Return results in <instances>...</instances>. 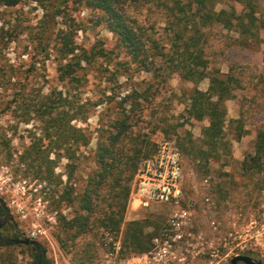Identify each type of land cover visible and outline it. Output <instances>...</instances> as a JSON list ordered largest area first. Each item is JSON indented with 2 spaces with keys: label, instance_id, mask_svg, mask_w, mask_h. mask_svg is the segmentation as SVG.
Returning a JSON list of instances; mask_svg holds the SVG:
<instances>
[{
  "label": "rangeland",
  "instance_id": "374dc122",
  "mask_svg": "<svg viewBox=\"0 0 264 264\" xmlns=\"http://www.w3.org/2000/svg\"><path fill=\"white\" fill-rule=\"evenodd\" d=\"M213 1L216 9L234 8L238 14L250 10V5L237 0ZM248 1L259 23L264 19V0ZM51 2H60V14L54 23H49L54 32L48 40L47 51H44L36 48L38 39L35 35L46 11L52 8ZM165 3L171 5L172 0H128L127 11L168 51L173 32ZM1 10L0 26L5 23L6 28L15 27L16 37L6 49L9 63L15 69L14 85L0 87V197L14 217L19 237L39 241L46 249L50 264H95L100 258L105 249L102 236L109 230L94 226L92 231L82 233L74 240L65 237L62 245L57 235L61 231L59 219L61 215L71 218L78 213V199L96 168L94 150L98 128L119 115L118 101L135 87L145 98L141 96L139 108L131 111L133 133L147 135L156 147L163 139L171 140L179 149L183 157L185 194L200 205L196 214L203 228L208 229L210 235L217 232L241 234L246 246L240 254L251 253L250 256L264 260V165L260 172L248 171L242 166L246 158L255 154L257 131L264 130L263 29H259L258 39H249L246 43L235 28L228 29L219 23L201 29L202 55L209 68L219 70L223 76L231 74L239 83L234 96L225 102L224 140L227 148L219 160L205 161L200 158L199 149L205 148L202 127L207 120L189 118L185 106L194 87L207 89V77L191 81L173 74L164 81L152 73L138 71L136 64L117 45L116 36L106 27L102 12L87 7L84 0H21L15 6ZM62 23L70 26L77 53L100 47L106 52L105 56L95 55L89 63L81 61V67L75 72L76 80L61 81L58 78L61 56L57 33L64 27ZM51 89L62 90L74 105H84L87 118L73 119L70 124L87 135V145L73 140L62 147L51 148L40 118L33 113L26 115L15 107L17 102L11 106L7 103L15 90H21L28 103L33 96L42 97ZM238 118H241L243 134L237 139L240 123L234 119ZM37 140L46 158L55 162L50 184L35 177L34 170L24 177L23 166L18 165L20 156ZM67 148L74 151L75 169L71 177H68ZM133 180L134 177L131 189ZM65 189L74 197L71 204L57 202ZM205 197H208V208L202 204ZM202 207L206 211H202ZM144 217L162 224L164 208L152 204L135 209L128 197L120 231L112 234L123 239L126 224ZM145 229L150 231L153 226ZM128 249L125 247V254L134 255ZM32 258V247L0 245V264H30Z\"/></svg>",
  "mask_w": 264,
  "mask_h": 264
},
{
  "label": "trees",
  "instance_id": "16d2710c",
  "mask_svg": "<svg viewBox=\"0 0 264 264\" xmlns=\"http://www.w3.org/2000/svg\"><path fill=\"white\" fill-rule=\"evenodd\" d=\"M20 1L0 0V12L3 11L1 8L13 7ZM84 1L87 7L102 12L101 18L106 27L116 36L117 45L136 64L138 71L152 73L164 81L173 74L191 81L208 78L206 90L198 87L192 89L185 110L189 118L207 120V124L202 127V143L205 148L199 149L200 158H204L205 161L219 160L223 150L227 148L224 140L227 116L225 102L234 96V89L239 86V83L231 74L223 76L219 70L209 68V63L207 64V60L202 55L201 29L219 23L228 29L235 28L244 43L249 39H258L259 29L264 30V19H260L257 23L251 3L248 0H237L250 5V10L242 14H238L234 8L216 9L213 0H172L171 5L165 3L168 23L173 32L171 46L168 51H165L164 46L147 34L144 27L128 13V0ZM50 4L52 8L46 11L35 35L38 39L36 48L44 51H47L48 40L54 32V30L51 31L49 23L52 21L54 23L60 14V2ZM62 24L64 27H61L57 33L60 37L58 51L61 56L57 69L58 78L61 81L76 80L75 72L81 67V61L89 63L95 55L105 56L106 52L103 47H100L97 50H83L77 53L70 26ZM12 27L6 28L5 23L0 26V87L3 88L14 85L12 77L15 69L6 56L9 42L16 37L15 27ZM68 56L70 58L67 60ZM159 58L162 61H159ZM11 95L12 99L7 101L9 106L17 102L19 104L15 107L26 112V115L33 113L40 118L44 135L49 138L51 148L62 147L66 142L73 140L83 145L88 144L87 135L73 129L70 124L73 119L87 118L84 105H74L62 90L51 89L42 97L33 96L28 103L21 90H15ZM141 96L145 98V95L135 87L130 93L123 95L117 103L120 109L119 115L98 128L94 150L96 168L89 175L87 184L78 199L79 211L71 218L61 215L59 219L61 231L57 235L62 245L65 243V237L74 240L82 233L92 231L94 226L103 227L113 234L119 233L138 163L156 149V143L147 135L133 133L132 130L130 114L131 111L139 108ZM234 121L240 123L241 118ZM242 134L243 125L240 123L236 138H240ZM39 140L24 151L18 165L23 166L24 177L28 175V171L34 170L35 177L50 184L55 162L46 158L45 151L40 149ZM67 150L70 160L68 177H71L75 169L74 151L71 148ZM263 165L264 130L262 129L257 131L255 154L246 158L242 166L245 170L260 172ZM43 167L45 170H42ZM61 201L71 204L74 201L71 191L67 189L62 191L57 202ZM150 225L153 229L146 231L145 228ZM160 225L151 217L128 222L123 232L124 250L127 247L134 254L149 250L151 238ZM12 244L14 243H0L5 246ZM248 255L252 254L248 253ZM261 260L264 264V260Z\"/></svg>",
  "mask_w": 264,
  "mask_h": 264
},
{
  "label": "built area",
  "instance_id": "2783aa9c",
  "mask_svg": "<svg viewBox=\"0 0 264 264\" xmlns=\"http://www.w3.org/2000/svg\"><path fill=\"white\" fill-rule=\"evenodd\" d=\"M129 203L135 209L152 204L164 208L165 220L152 236L149 250L126 255L121 236L106 231L105 249L95 264H231L246 246L241 234L210 235L203 228L196 214L200 205L185 194L182 154L171 140L163 139L139 161ZM202 204L208 208V197Z\"/></svg>",
  "mask_w": 264,
  "mask_h": 264
},
{
  "label": "flooded vegetation",
  "instance_id": "af4514ba",
  "mask_svg": "<svg viewBox=\"0 0 264 264\" xmlns=\"http://www.w3.org/2000/svg\"><path fill=\"white\" fill-rule=\"evenodd\" d=\"M0 222V234L3 237H19L17 226L14 223V217L6 202L5 205H2L0 202ZM40 245L41 247L38 250H36L34 246H30L33 248V258L30 264H34V262H36V264H50L46 257V249L41 243Z\"/></svg>",
  "mask_w": 264,
  "mask_h": 264
},
{
  "label": "water",
  "instance_id": "95a60500",
  "mask_svg": "<svg viewBox=\"0 0 264 264\" xmlns=\"http://www.w3.org/2000/svg\"><path fill=\"white\" fill-rule=\"evenodd\" d=\"M0 202L2 205H5L4 199H2L0 197ZM0 228H1V222H0ZM0 243H14V244H23L26 245L28 247L30 246H34L36 248V250L40 249L41 245L39 243V241H37L36 239L33 238H22V237H3L0 234ZM231 264H238V263H243V264H263L261 259L252 257L248 254H237L234 255L231 260H230Z\"/></svg>",
  "mask_w": 264,
  "mask_h": 264
}]
</instances>
